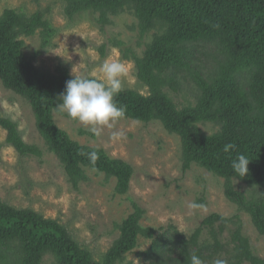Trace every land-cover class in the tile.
I'll list each match as a JSON object with an SVG mask.
<instances>
[{
    "label": "trees",
    "instance_id": "16d2710c",
    "mask_svg": "<svg viewBox=\"0 0 264 264\" xmlns=\"http://www.w3.org/2000/svg\"><path fill=\"white\" fill-rule=\"evenodd\" d=\"M68 18L92 11L101 25L111 16L132 10L138 19L139 36L163 28L146 45L143 57L133 55L136 76L147 86L148 94L123 88L115 97L126 107V117L145 123L159 121L165 130L181 139L182 169L193 164L225 179L226 198L251 216L264 236V194L248 198L238 191L233 179L264 189V0H64ZM39 32L46 48L55 29L44 11L32 14L7 8L0 16V80L6 89L29 100L37 129L46 139L76 190L89 180L87 169L115 178V190L126 194L133 166L112 157L101 147L89 146L71 138L54 120L59 96L66 81L74 78L67 66L54 72L42 71L30 60L20 36ZM200 46L213 47L214 70L205 74L198 56ZM205 54V53H204ZM127 56V55H126ZM200 67V68H199ZM90 77V76H88ZM96 78V77H92ZM98 79V78H97ZM191 79L197 88L194 104L179 108L166 89L178 92L183 80ZM201 123H213L218 131L206 134ZM6 141L22 156L41 157L35 144L25 142L17 123L0 117ZM236 150L225 152L226 144ZM98 153L93 165L88 153ZM237 154L250 159L248 174L233 173L231 161ZM145 210L133 204V211L118 225L120 235L101 261L83 248L56 219L46 218L30 208L11 207L0 200V264H42L51 253L58 264H116L133 251L140 237L151 240L141 254L148 264H190L192 253L205 264L215 254L211 246H201L200 237L208 228L215 251L221 248L220 235L230 219L213 213L186 237L174 225L167 229L143 226ZM234 253L229 264H264L254 254L249 239L237 225L233 234ZM205 250L208 253H205Z\"/></svg>",
    "mask_w": 264,
    "mask_h": 264
},
{
    "label": "rangeland",
    "instance_id": "374dc122",
    "mask_svg": "<svg viewBox=\"0 0 264 264\" xmlns=\"http://www.w3.org/2000/svg\"><path fill=\"white\" fill-rule=\"evenodd\" d=\"M65 5L64 0H0V16L7 8L26 14L44 11L55 29L49 45L42 47L39 32L20 36L25 42L27 57L40 70L54 72L59 66H67L73 76L102 79V64L119 60L128 69L122 78L123 88L148 94L147 86L136 76L132 56L143 57L146 45L163 28L157 27L141 38L138 19L132 10L111 16L110 24L101 25L97 21L98 14L92 11L68 18L64 12ZM214 54L215 49L210 46L198 49L205 74L216 67ZM166 92L179 108H183L194 104L197 88L191 79H187L182 81L178 92L168 89ZM0 117L16 122L25 142L37 145L43 152L41 157L20 155L7 143V132L0 127V200L11 207L30 208L46 218L58 220L96 261L103 259L119 237L118 225L133 211V204L145 210L141 220L143 226L167 229L174 225L186 237L213 213L230 219L219 237L221 248L217 251L210 231L204 228L200 245L211 246L209 252L215 253L206 264H212L217 258L232 260V234L238 224L242 227L243 236L249 239L253 253L264 259V236L254 227L251 216L226 198L225 179L197 164L183 171L181 139L165 130L159 121L145 123L121 119L113 127H102L100 134L94 135L88 127L66 113L58 109L54 112L57 125L72 139L104 148L110 156L133 166L130 189L121 195L115 190V178L108 179L92 169H87L89 180L82 182L78 190L74 189L57 155L49 149L46 139L38 131L30 101L6 89L1 80ZM199 126L206 134L219 129L213 123H201ZM116 133H123V136L114 135ZM233 184L248 198L264 194L263 188L235 178ZM193 204L198 207H190ZM150 244L151 240L140 237L138 246L116 264H148L141 253ZM42 264L58 263L51 253H47Z\"/></svg>",
    "mask_w": 264,
    "mask_h": 264
},
{
    "label": "clouds",
    "instance_id": "9594fccd",
    "mask_svg": "<svg viewBox=\"0 0 264 264\" xmlns=\"http://www.w3.org/2000/svg\"><path fill=\"white\" fill-rule=\"evenodd\" d=\"M102 79L74 75L66 81L65 90L60 94V103L56 108L68 117L85 125L94 135L100 134L102 127H113L116 122L126 117V107L117 103L115 97L123 90L122 78L128 69L119 60L105 61L101 66ZM123 136V133H116ZM234 143L226 144L225 152L236 150ZM90 162L95 165L98 153L94 150L88 153ZM250 159L244 154H237L231 161L233 173L238 177H245L249 172ZM198 207V205H190ZM190 264H205L197 254L192 253ZM212 264H229L227 259H215Z\"/></svg>",
    "mask_w": 264,
    "mask_h": 264
}]
</instances>
